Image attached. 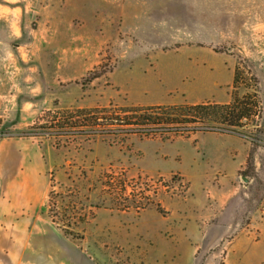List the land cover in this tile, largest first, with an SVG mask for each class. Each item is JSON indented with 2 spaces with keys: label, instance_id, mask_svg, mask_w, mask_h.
Masks as SVG:
<instances>
[{
  "label": "rangeland",
  "instance_id": "obj_1",
  "mask_svg": "<svg viewBox=\"0 0 264 264\" xmlns=\"http://www.w3.org/2000/svg\"><path fill=\"white\" fill-rule=\"evenodd\" d=\"M233 95H247L251 116L224 135L249 154L226 192L189 189L180 174L214 175L215 141L229 139L219 133L152 138L56 124L67 109L122 116V107ZM20 137L47 160V215L89 247L108 219L132 227L145 217L163 219L157 229L169 240L203 233L190 264H264V0H0L1 146ZM200 204L210 207L207 224L183 229L182 208L192 222ZM104 245L109 264H128L119 244ZM161 261L185 263L170 250Z\"/></svg>",
  "mask_w": 264,
  "mask_h": 264
},
{
  "label": "crops",
  "instance_id": "obj_2",
  "mask_svg": "<svg viewBox=\"0 0 264 264\" xmlns=\"http://www.w3.org/2000/svg\"><path fill=\"white\" fill-rule=\"evenodd\" d=\"M201 134L192 137L194 139ZM219 135L229 139L215 141L213 156L221 158V161L214 160V165H217L214 175L201 177L199 169L193 174L178 172L190 183L189 189L204 182L213 191L219 192L221 186L226 192L227 185L247 163V144L242 147L239 139ZM30 140L20 137L6 145L1 146L0 143V166L2 175L7 178L6 185L0 188V264H109L103 254L108 247L104 245L106 242L119 244L130 257L128 264H165L161 259L168 256L169 250L185 259L184 264H190L193 258L199 256L198 246L192 242L200 241L203 233H194L192 226V233L178 230L176 237L169 240L157 229L163 219H134L132 227L127 226L129 223L108 219L104 223L110 226L106 229L108 234L100 238V234L96 233L98 245L94 248L89 247L87 237L76 238L65 233L46 213L45 206L51 190L47 160L39 145ZM182 209L183 229L187 225L197 226L199 221L207 224L210 207L200 204L192 208V222L187 217L188 207ZM195 210L200 213L196 214ZM137 226L140 227L139 233ZM173 241L176 244L168 249V244ZM139 256L143 260L138 259Z\"/></svg>",
  "mask_w": 264,
  "mask_h": 264
},
{
  "label": "trees",
  "instance_id": "obj_3",
  "mask_svg": "<svg viewBox=\"0 0 264 264\" xmlns=\"http://www.w3.org/2000/svg\"><path fill=\"white\" fill-rule=\"evenodd\" d=\"M234 80L236 81V77ZM246 97L247 95L241 98L233 95L232 101L227 103L202 102L122 107L120 108L124 113L122 116L95 115L105 112V108L73 111L67 109L62 111L64 121L60 122L56 119L58 121L56 124L62 130L78 128L90 133L118 131L125 134L140 133L152 138L175 136L190 138L206 132L234 134L236 128L243 126V120L251 116ZM73 114H83L85 119L80 122L72 120Z\"/></svg>",
  "mask_w": 264,
  "mask_h": 264
},
{
  "label": "water",
  "instance_id": "obj_4",
  "mask_svg": "<svg viewBox=\"0 0 264 264\" xmlns=\"http://www.w3.org/2000/svg\"><path fill=\"white\" fill-rule=\"evenodd\" d=\"M242 178H243L245 181H247V178H246V177H243V176H242Z\"/></svg>",
  "mask_w": 264,
  "mask_h": 264
}]
</instances>
